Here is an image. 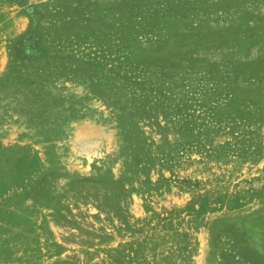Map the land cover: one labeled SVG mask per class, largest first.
I'll return each mask as SVG.
<instances>
[{"label":"rangeland","instance_id":"374dc122","mask_svg":"<svg viewBox=\"0 0 264 264\" xmlns=\"http://www.w3.org/2000/svg\"><path fill=\"white\" fill-rule=\"evenodd\" d=\"M0 264H264V0H0Z\"/></svg>","mask_w":264,"mask_h":264},{"label":"trees","instance_id":"16d2710c","mask_svg":"<svg viewBox=\"0 0 264 264\" xmlns=\"http://www.w3.org/2000/svg\"><path fill=\"white\" fill-rule=\"evenodd\" d=\"M36 33L33 31L32 28L27 30L25 35L23 36V48L27 50L29 54H32V50L35 48V41H36Z\"/></svg>","mask_w":264,"mask_h":264}]
</instances>
